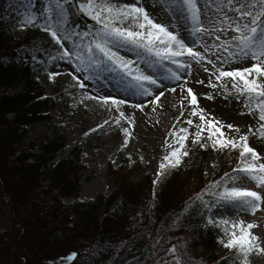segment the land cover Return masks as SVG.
<instances>
[{"label": "trees", "instance_id": "16d2710c", "mask_svg": "<svg viewBox=\"0 0 264 264\" xmlns=\"http://www.w3.org/2000/svg\"><path fill=\"white\" fill-rule=\"evenodd\" d=\"M24 1L19 19L37 16L24 23L25 33L14 36L0 26V264H241L237 250L220 243L227 226L207 224L209 212L197 200L201 194L210 200L208 186L241 166L240 149L212 147L210 127L201 133L206 147L193 143L198 154L193 163L181 160L163 175L159 167L156 178L149 171L135 178L145 166L129 156L110 160L106 173L113 187L89 199L79 197L87 168L79 145L61 154L65 138L60 134L45 137L37 151L28 144V125L56 105L32 70L39 63L45 70L58 57L59 45L44 30L49 0ZM82 2L61 0L70 32L95 31V21L80 11ZM31 42H36L33 54L24 50ZM19 84L20 91L7 92ZM254 106L255 101L257 121L248 134L264 145V122ZM114 127L121 131L120 123ZM209 151L214 160L208 180L202 163ZM261 257L264 264V253Z\"/></svg>", "mask_w": 264, "mask_h": 264}, {"label": "snow or ice", "instance_id": "6c2138e0", "mask_svg": "<svg viewBox=\"0 0 264 264\" xmlns=\"http://www.w3.org/2000/svg\"><path fill=\"white\" fill-rule=\"evenodd\" d=\"M151 2L153 7H159L160 18L170 21L168 24L155 22L143 6L144 0H131L128 4H117L114 0H85L79 7L84 14L95 21V31L79 33L68 30L64 16L65 9L61 0H49V15L45 18L44 30L50 32L52 40L59 45L57 49L59 55L53 57V60L58 58L75 62V72L79 75L72 76L76 82L73 86L83 89L86 87V81L106 72L117 77L127 89L140 95L154 97V101L150 100V103H158L165 92L159 91L156 95L151 86L161 88L166 85L157 79L155 72L148 74L149 70L164 65L166 61L170 62L176 66V70L165 66L164 71L167 74L163 79L179 81L181 70L191 68L190 64L181 59L182 57L187 56L195 63L202 64L209 52L207 44H204L203 53L195 51L175 31L176 25L173 18L175 21L183 19L185 22L190 21L191 35L194 37L216 34V41H220L219 33L227 34L230 30V39L211 45V48L226 53L229 63L255 61L251 67H245L242 70L237 68L232 71L224 70L222 61L219 67L211 59H208V64L214 69L213 74L216 81H221L225 77L232 78V88L236 94L246 96L249 100L246 107L250 113L254 110L252 101H255L254 107L259 110V120L264 122V82H261L264 79V0H216L217 11L222 13L223 18L209 20L211 27H204L200 20L197 0H151ZM229 11L234 15L229 16ZM36 19L37 16L34 14H25L21 23L31 24ZM65 42H68L70 46H65ZM121 49L134 53L135 59L121 55ZM217 59L219 60V57ZM141 64L144 65L143 68ZM204 71H208V68L205 67ZM56 75L59 73L49 74L50 78ZM250 76L251 79H249ZM209 83L212 88L217 87V84L211 80ZM221 86L227 91L226 84ZM171 91L174 92L176 89L173 88ZM187 93L191 97L190 103L196 105L197 97L192 93V89L189 88ZM87 98L101 99L104 104L110 101L112 105L117 106L116 110L119 112L117 124L121 119H127L124 112L119 110V106L125 104L126 101L110 96H88ZM134 107L142 108L143 105L136 104ZM198 114L201 122L210 126L208 139L212 141V147L220 150L240 149L241 166L234 169L232 173H225L221 181L208 186L206 191L211 200H204L203 194L198 195L197 200L209 213L213 208L222 207L226 211L231 210L237 214L249 212L255 214L264 203V195L260 191L250 190L243 186L241 177L247 178L258 188L264 189V163L259 162L261 159L259 154L248 145L246 135H240L238 140L226 138L224 132L221 131L224 125L217 127L218 121L215 123L211 120L206 121L202 109L199 113L193 109L191 115ZM131 122L129 120V123ZM186 123L191 125L193 121L189 119ZM227 127L233 129L232 125H227ZM198 128L193 143L206 147L205 144L200 143L204 128L202 126ZM123 131L126 136H130L128 129L125 128ZM181 131L187 133L188 130L182 129ZM235 131L238 133L239 129L236 128ZM217 133L219 137L213 139ZM260 134L264 137V123L260 125ZM186 138V135L178 137L177 142L180 148L184 147ZM124 143L126 146L127 140ZM187 155V151L172 150L164 157L167 164L161 163L160 165V175H163L167 168L178 167L182 157ZM206 223L227 225L229 221L221 218L214 221L209 215ZM257 226L255 223H248L245 226V222L239 220L231 222V230L228 227L223 229L227 239L221 240L220 243L226 248L236 249L237 256L241 258V264H248V256L254 251L264 253L259 237L251 232Z\"/></svg>", "mask_w": 264, "mask_h": 264}, {"label": "rangeland", "instance_id": "374dc122", "mask_svg": "<svg viewBox=\"0 0 264 264\" xmlns=\"http://www.w3.org/2000/svg\"><path fill=\"white\" fill-rule=\"evenodd\" d=\"M0 2L2 7L0 9V26L14 36L23 35L25 26L19 19V11L26 8V2L24 0H0ZM114 2L128 4L131 3V0H114ZM143 6L149 12L150 17L155 19V22L165 24L170 22L160 18L158 15L159 7H153L151 0H144ZM197 6L204 27H211L209 20L223 18L222 13L217 11L216 0H197ZM228 15L233 16L234 13L229 11ZM64 16L66 20V12H64ZM173 22L176 25L175 31L190 47L203 53L204 44H207L209 52L202 64L195 63L187 56L182 57L181 59L190 64L191 68L181 70L179 81L163 79L167 74L164 71L165 66L176 70V66L170 62L166 61L164 65L149 70L148 74L155 72L157 79L166 85V87L161 88L151 86L156 95L159 94V91H164L166 95L169 89H176L177 98L171 101H167L164 95L158 103H150V100L154 101V97L140 95L131 89H127L117 77L106 72L97 78L86 81V87L83 89L78 86L74 87L76 82L74 83L72 76L79 75L75 72V66L71 62H64L59 59L53 60L51 58L45 70L41 63L33 67L32 78L44 88L46 95L53 98L56 105L50 109L47 117L43 120L28 125L26 141L29 145H34V150L37 151L39 144L45 137H54L60 134L65 138V146L61 154L66 153L75 144L81 147V155L87 164V168L82 175L80 198L89 199L98 192H107L113 187V181L109 179L106 173L107 164L110 160L129 156L136 165H139L138 161L144 164L143 170L141 168L134 172L135 178H139L144 171H149L153 178H156L164 157L174 149L188 152L187 156L182 157V163L185 165L193 163L198 157L197 150L193 148L195 134L199 130L198 126L205 125L203 133H207L208 127H210L201 122L199 114L191 115L193 109L198 113L202 109L205 120H211L214 123L218 121L217 127L221 124L224 125L221 131L224 132L226 138L238 140L240 135H246L250 147L261 158L259 162L264 163V145L252 141L248 134L257 121L256 111L249 112L248 107H246L249 100L246 96L236 94L232 88V78L225 77L221 81H216L213 74L214 69L212 65L208 64V59H211L219 67L222 61L224 70L232 71L237 68L242 70L245 67H251L255 61L229 63L226 53L211 48L213 43H222L224 40L230 39V30L227 34L219 33L220 41H216V34L204 35L203 37L192 36L190 21L185 22L183 19L175 21L173 18ZM170 30L172 29L170 28ZM65 46L70 45L65 42ZM24 50L31 54L35 53L37 51L36 42L26 44ZM120 54L128 58L135 55L126 49H121ZM140 66L144 67L143 64ZM205 67L208 68V71H204ZM50 73H59V75L50 78ZM216 74L218 75V73ZM251 78L250 76L249 79ZM210 80L217 84L216 88L210 86ZM223 84L227 85V91L221 86ZM21 88L22 86L19 84L8 89L7 92H18ZM189 88L197 97L196 105L190 103L191 97L187 93ZM88 96H110L126 101L125 104L119 106V110L123 111L127 117V119L120 120L121 131L114 127L119 117V112L116 110L117 106L112 105L110 101L108 104H104L101 99H88ZM208 96L212 98L208 99ZM136 104H142L143 107L136 108L134 107ZM189 119L193 121L191 125L186 123ZM129 120L132 122L129 123ZM227 125H232L233 129H229ZM125 128L128 129L130 136L123 134L122 129ZM236 128L239 129L238 133L235 131ZM182 129H187V133L182 132ZM184 135L187 138L184 141V147L180 148L177 140L179 136ZM125 140H127L126 146ZM213 160L214 155L209 151L204 158V163H202L203 176L208 180L213 176ZM241 179L243 186L250 190L260 191L264 195V189L258 188L247 178L241 177ZM209 215L214 221L217 218L229 221L226 225L229 230H231L232 221L243 220L245 226L248 223H255L258 226L254 227L251 232L259 237L260 246L264 247V203L255 214L250 212L237 214L221 207L213 208L211 213H208ZM221 237L223 240L227 238L225 235ZM261 256L262 253L254 251L249 254L248 260L254 264H263Z\"/></svg>", "mask_w": 264, "mask_h": 264}, {"label": "bare ground", "instance_id": "6f19581e", "mask_svg": "<svg viewBox=\"0 0 264 264\" xmlns=\"http://www.w3.org/2000/svg\"><path fill=\"white\" fill-rule=\"evenodd\" d=\"M177 95H178V93L176 92V91H171V89H169L167 92H166V95H165V97H166V100L167 101H171V100H173V99H176L177 98Z\"/></svg>", "mask_w": 264, "mask_h": 264}]
</instances>
